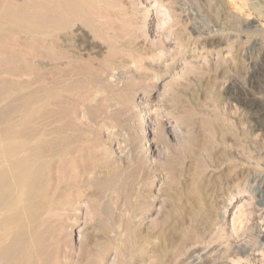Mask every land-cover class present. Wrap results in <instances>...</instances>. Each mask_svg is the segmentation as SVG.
Wrapping results in <instances>:
<instances>
[{
	"label": "rangeland",
	"instance_id": "obj_1",
	"mask_svg": "<svg viewBox=\"0 0 264 264\" xmlns=\"http://www.w3.org/2000/svg\"><path fill=\"white\" fill-rule=\"evenodd\" d=\"M263 64L264 0H0V134L52 141L0 257L264 264Z\"/></svg>",
	"mask_w": 264,
	"mask_h": 264
},
{
	"label": "bare ground",
	"instance_id": "obj_2",
	"mask_svg": "<svg viewBox=\"0 0 264 264\" xmlns=\"http://www.w3.org/2000/svg\"><path fill=\"white\" fill-rule=\"evenodd\" d=\"M78 1V0H77ZM55 2H58L59 6L63 5L62 1H54L50 2V4H47L48 7H52ZM48 3V2H47ZM29 4V3H28ZM43 6V5H42ZM67 7V6H66ZM37 8V7H36ZM61 8V7H60ZM58 10V9H57ZM57 12V11H56ZM58 14V13H56ZM57 17V16H56ZM66 17V16H65ZM8 17H5L7 19ZM5 28V27H4ZM70 39V38H69ZM43 41V38H42ZM66 41V40H65ZM89 41V40H88ZM83 42V41H82ZM80 43V42H79ZM34 47V46H33ZM41 47V46H40ZM43 49V47H42ZM42 51V50H41ZM46 52V51H44ZM47 54V53H46ZM52 54V53H50ZM56 55V54H55ZM54 55V57H55ZM33 57V56H32ZM50 57V56H49ZM52 57V55H51ZM61 57V56H60ZM35 58V57H34ZM68 58V57H67ZM7 59V58H6ZM24 56H20L16 62L20 65L24 62ZM66 59V58H64ZM71 59V58H70ZM33 60V58H32ZM6 61V60H5ZM13 61V60H12ZM26 61V60H25ZM68 62V61H67ZM50 64V63H49ZM52 64V63H51ZM41 65V64H40ZM57 66V65H56ZM27 68V67H26ZM260 69L255 73V75H260L264 74V64L262 67H259ZM64 69V68H63ZM39 71V69H37ZM66 71V70H65ZM12 72V71H11ZM27 72V71H26ZM67 72V71H66ZM6 73V71L4 72ZM40 73V72H39ZM68 73V72H67ZM5 78V77H4ZM11 78V77H10ZM8 80V79H7ZM14 80V79H12ZM43 80V79H42ZM10 81V80H9ZM16 81V80H14ZM36 81V80H35ZM8 82V81H7ZM36 84V83H34ZM7 86V85H6ZM1 88V87H0ZM23 89V88H22ZM235 89V88H234ZM238 90V89H237ZM9 91V90H8ZM249 91V90H248ZM244 87L239 86L238 90V96L241 99V101H246L248 100V104L252 108H258L259 102L255 97H252L250 93L248 92ZM8 95V94H6ZM5 96V95H4ZM255 96V94H254ZM6 97V96H5ZM14 98V97H13ZM258 98V97H257ZM158 99V98H157ZM248 105V107H249ZM155 108V107H154ZM4 111V110H3ZM1 114V113H0ZM262 116V115H261ZM18 120V119H17ZM155 121V120H154ZM156 124V123H155ZM157 126V125H156ZM50 134H47L45 132H34V131H29L25 132L23 130H5L0 134V185L4 183L5 177H6V172L3 171V165L8 164L13 172V180L8 181L7 187H9L11 190H14L13 193L14 195L7 201V203L1 205L2 207L0 208L1 211H6L10 212L12 209H16L20 206H22V202L24 200V196L30 191L31 189V182L32 178L35 175V168L36 165H38L40 161V156L39 152H36L35 147L39 146L41 144H46L49 145L51 142L46 143L48 140ZM44 142V143H43ZM54 144V143H52ZM53 146V145H50ZM44 148H46L44 146ZM47 148H49L47 146ZM51 150V149H47ZM28 156H25L23 154H29L32 153ZM52 152V151H51ZM65 154V153H64ZM7 166V165H6ZM38 167V166H37ZM37 173V172H36ZM41 173V172H39ZM34 184V183H33ZM42 185V184H41ZM41 190V189H40ZM3 191V190H2ZM34 191V190H33ZM1 192V191H0ZM6 192V191H5ZM40 192V191H39ZM30 194V193H29ZM38 195V194H37ZM29 196V195H28ZM25 202V200H24ZM29 202V201H28ZM1 203V202H0ZM26 203V202H25ZM31 203V202H29ZM38 207V206H37ZM13 212V211H12ZM8 213L5 217H8ZM17 213V212H16ZM24 215V214H23ZM38 215V214H37ZM3 217V215H2ZM14 217H16L15 213L11 216L9 222H13L16 220ZM1 218V217H0ZM2 222V221H0ZM4 223V222H2ZM1 224V223H0ZM12 228V227H11ZM32 229V228H31ZM16 231V228H14ZM18 231V230H17ZM16 231V232H17ZM19 232V231H18ZM18 234V233H16ZM4 234L0 236V249L1 248V241L4 240ZM18 236V235H17ZM24 237V235H23ZM37 237V236H36ZM22 238V237H21ZM19 240L20 236H19ZM22 241V240H21ZM35 241V240H34ZM33 241V242H34ZM35 243V242H34ZM33 243V244H34ZM30 244V243H29ZM32 244V245H33ZM33 247V246H32ZM16 249V246L14 247ZM19 248V247H18ZM28 248V247H27ZM30 249V248H29ZM18 251V250H17ZM22 253V252H20ZM7 254V253H6ZM22 255V254H21ZM8 256V254H7ZM6 257V256H5ZM21 257V256H20ZM23 258V257H22ZM21 259H6L3 257H0V264H23V260ZM25 263V262H24ZM28 263V262H27Z\"/></svg>",
	"mask_w": 264,
	"mask_h": 264
}]
</instances>
